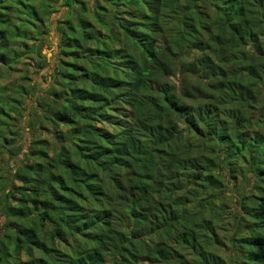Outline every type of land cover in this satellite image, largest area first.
I'll return each instance as SVG.
<instances>
[{"label": "trees", "instance_id": "trees-1", "mask_svg": "<svg viewBox=\"0 0 264 264\" xmlns=\"http://www.w3.org/2000/svg\"><path fill=\"white\" fill-rule=\"evenodd\" d=\"M0 217V264H264V0H0Z\"/></svg>", "mask_w": 264, "mask_h": 264}, {"label": "rangeland", "instance_id": "rangeland-1", "mask_svg": "<svg viewBox=\"0 0 264 264\" xmlns=\"http://www.w3.org/2000/svg\"><path fill=\"white\" fill-rule=\"evenodd\" d=\"M64 9V8H63ZM61 17V13L58 12L56 14H54L51 18V24H50V30L48 32V40H49V43L47 45H45L43 47V51H42V54L45 55L46 57V60H47V63H48V66L40 71L39 73L35 74L34 76H31L32 78V84L34 85V87H36V89H44L47 87L49 81H50V69L53 68L54 66V60H55V56H56V53H57V44L59 42V34L57 33L56 31V28H55V25H56V20H58L59 18ZM15 77V76H13ZM1 84H3L1 82ZM28 134V133H26ZM29 142V138H28V135H26L24 137V143L28 144ZM225 196H226V201L229 200V194L226 192L225 193ZM236 197L235 194H233V199L230 200L233 204L232 206V210L235 211V201H234V198ZM231 206V203H227ZM232 222L235 221V219H231ZM3 224V218L0 217V226ZM222 231H220V238L222 237H229L230 234L233 232L234 228H233V224L230 223L229 226H223L222 225ZM229 247V246H228ZM228 247H227V250H228ZM221 257H224L223 255L220 254Z\"/></svg>", "mask_w": 264, "mask_h": 264}]
</instances>
